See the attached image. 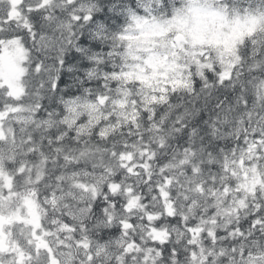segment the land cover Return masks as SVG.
Here are the masks:
<instances>
[{
    "label": "snow or ice",
    "instance_id": "6c2138e0",
    "mask_svg": "<svg viewBox=\"0 0 264 264\" xmlns=\"http://www.w3.org/2000/svg\"><path fill=\"white\" fill-rule=\"evenodd\" d=\"M0 264H264V0H0Z\"/></svg>",
    "mask_w": 264,
    "mask_h": 264
}]
</instances>
